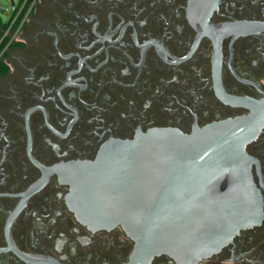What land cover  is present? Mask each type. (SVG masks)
<instances>
[{"label": "flooded vegetation", "instance_id": "obj_1", "mask_svg": "<svg viewBox=\"0 0 264 264\" xmlns=\"http://www.w3.org/2000/svg\"><path fill=\"white\" fill-rule=\"evenodd\" d=\"M239 99L264 100V0H37L0 24V264H126L132 241L82 225L63 174L249 115ZM247 152L264 197V128ZM205 264H264V221Z\"/></svg>", "mask_w": 264, "mask_h": 264}, {"label": "water", "instance_id": "obj_2", "mask_svg": "<svg viewBox=\"0 0 264 264\" xmlns=\"http://www.w3.org/2000/svg\"><path fill=\"white\" fill-rule=\"evenodd\" d=\"M239 102L249 115L190 134L153 128L133 140H112L95 161L72 165L62 180L76 219L92 231L120 227L133 243L126 264L160 257L205 264L242 231L260 226L264 197L247 145L264 128V100Z\"/></svg>", "mask_w": 264, "mask_h": 264}, {"label": "built area", "instance_id": "obj_3", "mask_svg": "<svg viewBox=\"0 0 264 264\" xmlns=\"http://www.w3.org/2000/svg\"><path fill=\"white\" fill-rule=\"evenodd\" d=\"M37 0H19V3L16 4V0L14 2V16L12 17L9 24H7L8 28H10L20 17L26 18V16L30 13L32 7L36 3ZM11 3V0H10Z\"/></svg>", "mask_w": 264, "mask_h": 264}, {"label": "rangeland", "instance_id": "obj_4", "mask_svg": "<svg viewBox=\"0 0 264 264\" xmlns=\"http://www.w3.org/2000/svg\"><path fill=\"white\" fill-rule=\"evenodd\" d=\"M19 3V0H16V4ZM6 7V11L4 13L0 12V24L1 26H5L10 23L12 17L14 16V11L10 7V0H0V7Z\"/></svg>", "mask_w": 264, "mask_h": 264}]
</instances>
